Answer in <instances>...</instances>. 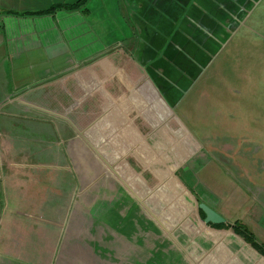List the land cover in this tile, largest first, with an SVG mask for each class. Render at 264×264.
<instances>
[{"label": "rangeland", "instance_id": "rangeland-1", "mask_svg": "<svg viewBox=\"0 0 264 264\" xmlns=\"http://www.w3.org/2000/svg\"><path fill=\"white\" fill-rule=\"evenodd\" d=\"M260 8L264 16V6ZM259 34L264 35V28H256L253 35ZM262 43L253 44L256 52L243 54L223 79L215 78L210 101L200 106L202 113L207 108L212 112L203 113L195 126L205 131L230 129L234 134L243 130L251 144L260 146L256 155L235 154L232 166L217 160V154L202 151L187 132L193 134L190 124L183 127L173 116L177 108L172 113L145 78L130 92L132 97L127 95L128 85L120 86L110 75L100 82L61 77L32 92L30 99L38 104L28 106L27 115L35 116L36 111L40 118L67 122L74 128L68 140L58 138L56 148H42V159L54 162L45 170L47 176L63 198L56 203L59 215L43 218L57 227L43 225L37 260L50 264H264V256L230 227L242 219L253 223L255 211H264L263 191L259 192L264 188L259 173L264 179V170L258 168V160L264 164ZM223 107L225 111L217 114ZM243 135L234 139L241 141ZM200 157L187 172V166ZM203 168L218 172L215 189L200 182ZM70 183L72 189L61 186ZM203 201L226 218L224 227L203 222L198 211Z\"/></svg>", "mask_w": 264, "mask_h": 264}, {"label": "crops", "instance_id": "crops-1", "mask_svg": "<svg viewBox=\"0 0 264 264\" xmlns=\"http://www.w3.org/2000/svg\"><path fill=\"white\" fill-rule=\"evenodd\" d=\"M59 4L76 5L54 8ZM261 5L264 0H0V264H50L37 260V254L43 225H57L43 218L59 215L56 203L63 197L47 176L54 162L42 159V148H56L58 138L68 140L74 128L25 112L37 103L30 99L32 92L61 77L100 82L114 76L120 86L128 85L129 97L145 78L172 113L177 108L173 116L183 127L190 124L193 134L187 132L203 152L230 166L238 154L256 155L260 146L251 144L243 130L234 134L195 126L203 113L212 112L201 108L210 101L215 78L223 79L243 54H254L253 44L264 45V35H253L264 28ZM242 135L243 140L234 139ZM200 161L194 159L186 171ZM258 168L264 170L260 160ZM213 169L203 168L199 178L215 189ZM61 186L73 188L72 183ZM260 201L264 207V193ZM255 212L253 223H241L264 244V211Z\"/></svg>", "mask_w": 264, "mask_h": 264}, {"label": "trees", "instance_id": "trees-1", "mask_svg": "<svg viewBox=\"0 0 264 264\" xmlns=\"http://www.w3.org/2000/svg\"><path fill=\"white\" fill-rule=\"evenodd\" d=\"M75 5L76 4H71V5L59 4V5L55 6L54 8L64 7L67 9H71ZM198 211H199L201 217L204 218L205 214L203 213V211H201L200 209H198ZM208 225H210L211 227L220 228V227H224L226 225V223H220V224L208 223ZM230 227L232 228V230L235 234L239 235L246 243L251 245V247L253 249H255L258 253H260L261 255L264 256V244L259 243L256 240L254 234L249 230V228L245 224L238 221V222H235L234 224L230 225Z\"/></svg>", "mask_w": 264, "mask_h": 264}, {"label": "water", "instance_id": "water-1", "mask_svg": "<svg viewBox=\"0 0 264 264\" xmlns=\"http://www.w3.org/2000/svg\"><path fill=\"white\" fill-rule=\"evenodd\" d=\"M198 208L205 214L203 219V222L205 224H220L226 222L225 217L222 216L219 212H217L214 208L209 206L207 203L199 202Z\"/></svg>", "mask_w": 264, "mask_h": 264}, {"label": "built area", "instance_id": "built-area-1", "mask_svg": "<svg viewBox=\"0 0 264 264\" xmlns=\"http://www.w3.org/2000/svg\"><path fill=\"white\" fill-rule=\"evenodd\" d=\"M260 191H263V193H264V188H260V189H259V192H260Z\"/></svg>", "mask_w": 264, "mask_h": 264}]
</instances>
